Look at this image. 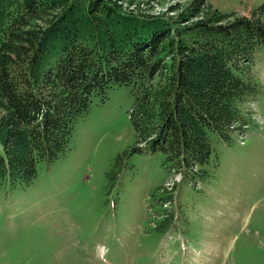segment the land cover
<instances>
[{
	"label": "trees",
	"instance_id": "obj_1",
	"mask_svg": "<svg viewBox=\"0 0 264 264\" xmlns=\"http://www.w3.org/2000/svg\"><path fill=\"white\" fill-rule=\"evenodd\" d=\"M164 1L0 0V187H30L70 150L94 98L122 86L132 149L165 155L163 190L212 177L211 134L230 142L258 91L264 3L243 16L175 0L177 14H153Z\"/></svg>",
	"mask_w": 264,
	"mask_h": 264
},
{
	"label": "rangeland",
	"instance_id": "obj_2",
	"mask_svg": "<svg viewBox=\"0 0 264 264\" xmlns=\"http://www.w3.org/2000/svg\"><path fill=\"white\" fill-rule=\"evenodd\" d=\"M210 2L250 16L264 0ZM175 3L152 12L177 14ZM254 73L247 126L230 142L211 134L212 177L177 179L171 203L164 153L132 149L130 88L95 97L64 157L40 163L26 189L0 187V264H264V47Z\"/></svg>",
	"mask_w": 264,
	"mask_h": 264
}]
</instances>
